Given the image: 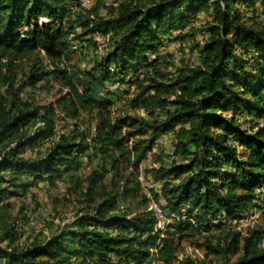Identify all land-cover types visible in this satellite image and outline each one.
Instances as JSON below:
<instances>
[{"label": "trees", "instance_id": "obj_1", "mask_svg": "<svg viewBox=\"0 0 264 264\" xmlns=\"http://www.w3.org/2000/svg\"><path fill=\"white\" fill-rule=\"evenodd\" d=\"M71 1L0 0V61L4 60L0 66L7 71L0 70V84L14 94L13 99L0 94V209L4 199L23 195L46 175L60 176L78 168L90 150L86 139L78 141L75 133L60 136L46 157L23 155L54 134V108L32 107L19 98L21 88L14 89L15 63L42 51L52 69L32 67L22 87L56 82L68 89L60 101L71 114L96 110L99 123L93 151L109 158L115 171L121 162L139 166L157 136L174 133L176 163L150 170L155 180L164 181L160 196L165 209L175 215L173 234L206 235L201 244L206 256L215 255L222 264H264L263 229L232 223L216 236L211 232L215 220L221 228L223 220L253 209L257 189L264 185V28L244 19L245 10L264 15V0H131L118 8L115 17L77 25L68 18ZM201 13L211 22L206 26L208 41L196 45L198 61L168 77L160 70L161 50L185 38L183 30ZM77 27L83 29L82 36L100 33L112 39L110 50L90 69L77 64L62 67L72 57L70 33ZM126 77L139 90L133 104L147 110L156 118L153 121H112V102L103 92L109 82ZM148 133L151 136L146 137ZM134 136L139 138L130 145ZM107 172L90 178L84 193L88 202L95 201V184ZM128 193L125 188L115 195L99 194L106 198L94 213L77 216L41 243L21 248L15 245L14 230L4 232L0 263L55 264L65 257L72 262L76 258V264H169L176 251L174 239L158 244L161 233L150 212L137 217L115 212L119 197ZM183 206L185 219L178 217L183 216Z\"/></svg>", "mask_w": 264, "mask_h": 264}, {"label": "rangeland", "instance_id": "obj_2", "mask_svg": "<svg viewBox=\"0 0 264 264\" xmlns=\"http://www.w3.org/2000/svg\"><path fill=\"white\" fill-rule=\"evenodd\" d=\"M129 1L131 0H72L69 5L70 15L68 18L76 21V25L79 21L86 22L94 18L109 19L115 17L118 8ZM244 19L254 27L264 28V15L262 13L252 14L251 11L245 10ZM41 20L42 22H49L47 18ZM209 22H211L209 15L199 14L197 19L183 30L185 38L179 42L168 43L163 47L160 52L161 72L167 74L168 77H175L179 69L196 64L198 60L195 53L197 49L195 48L196 45H202L208 41L209 32L206 31V26ZM66 28L69 30V24ZM178 32L176 31L174 34L176 35ZM82 33L81 27H77L75 31L70 33L73 53L71 59L65 61L62 67L70 68L77 64L83 69H90L97 60H101L110 50L112 44L110 34L96 33L82 36ZM2 62L4 60L0 61V64ZM34 66L41 70L52 69L48 58L42 51H36L21 58L13 66V71L18 74L14 89L21 88L18 91L19 98L24 103L31 104L32 107H53L56 114L54 116L55 127L53 137L45 138L34 147H29L23 154L24 157L28 159L46 157L60 136L75 133L78 134V141L82 137L86 139L90 150L82 156L78 168L64 170L60 176L46 175L44 181L30 187L23 195L4 199L1 203L3 208L0 209V238L4 232L14 230L17 234L15 245L21 248L31 245L33 242L41 243L61 232L60 230L77 216L94 213L96 206L106 198L100 197L99 194L107 192L115 195L118 192L122 193L125 188L129 191L128 196L121 195L119 197L115 212H128L130 217H137L144 212H150L156 219V231L159 230L157 229V218L153 211V205L157 204L167 213L169 211L165 209L166 203L160 196L164 181L155 180L150 170L176 163L177 140L174 133L167 131L157 136L152 149L139 166L134 167L121 162L119 171H115L112 169L109 158L105 159L97 152V156L93 155L95 153L93 151L94 139L99 123L96 110L91 113L81 112L78 116L71 114L60 101L67 95L68 89L56 82L43 80L36 85L22 87V83L27 81L29 72ZM0 70L2 73H7L6 69L1 68V66ZM112 70L115 69L112 68ZM129 78L126 77L125 80L116 78L109 82L104 89V96L112 102L110 108L112 121H130L131 119L153 121L156 118L151 116L147 110L133 104L139 90L136 85L128 82ZM0 94H4L9 99L14 97V94L8 91V86L4 84H0ZM159 119H162V116ZM253 125H255L254 122ZM124 132L129 134L126 128ZM149 136H151L150 133L146 137ZM138 138L139 136L132 137L129 144H133ZM109 155L113 157L115 152H110ZM104 169L108 172L95 184V201L90 203L84 196L90 185V178L96 173H103ZM32 178L30 177L29 180ZM184 208L186 211L187 207ZM185 211L182 212L183 216L179 215L178 217L185 219L187 217ZM173 215V213L172 215L168 213L166 217L167 227L165 230H159L161 238L158 240V244L161 245L165 238L174 239L173 246L176 247V251L169 264H187L188 260L204 261L205 264H222V259L219 257L215 255L206 256V249L201 246L207 237L206 235L193 233L188 237L179 238V234H173L175 228L170 226L176 219ZM223 221L221 228L218 225L219 220L212 223V234L216 236L224 229L225 224L234 223ZM241 224L243 228L258 226L264 230V208H258L247 221ZM113 233L115 232L113 231ZM261 245L264 246V241ZM2 246H7L6 240L2 242ZM76 260L74 258V262H72L66 260L65 257H60L54 262L55 264H76ZM112 260L116 262L118 257L113 255ZM235 260L236 256H233L231 261Z\"/></svg>", "mask_w": 264, "mask_h": 264}, {"label": "built area", "instance_id": "obj_3", "mask_svg": "<svg viewBox=\"0 0 264 264\" xmlns=\"http://www.w3.org/2000/svg\"><path fill=\"white\" fill-rule=\"evenodd\" d=\"M177 159V156H175ZM161 193V192H160ZM255 207L251 210L243 212L241 215L235 217V218H227L224 220V222H234V223H243L244 221H247L248 218L258 209V208H264V185L257 190V197L255 199ZM185 206L182 208V212L185 211ZM153 211L154 214L157 218V229L159 230H165L167 225H166V217L169 215H172L171 212H165L163 208L158 206L157 204L153 205ZM174 216V215H173Z\"/></svg>", "mask_w": 264, "mask_h": 264}]
</instances>
